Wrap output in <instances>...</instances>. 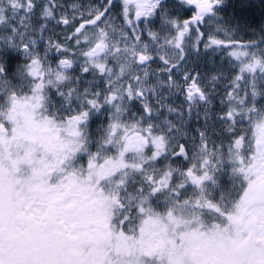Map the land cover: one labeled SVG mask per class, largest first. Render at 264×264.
<instances>
[{"label": "snow or ice", "instance_id": "6c2138e0", "mask_svg": "<svg viewBox=\"0 0 264 264\" xmlns=\"http://www.w3.org/2000/svg\"><path fill=\"white\" fill-rule=\"evenodd\" d=\"M225 6L0 0V264H264V23Z\"/></svg>", "mask_w": 264, "mask_h": 264}, {"label": "trees", "instance_id": "16d2710c", "mask_svg": "<svg viewBox=\"0 0 264 264\" xmlns=\"http://www.w3.org/2000/svg\"><path fill=\"white\" fill-rule=\"evenodd\" d=\"M234 0H226V8L230 6V3ZM245 0H243L244 2ZM237 8H232V12H228L225 9L222 11V17L225 21H228L232 25H238L240 31L238 32L237 38L248 40L253 38L251 35V29H246V26H252L258 28L264 23V0H258L257 2L249 1L247 4L241 6L237 1ZM216 56H220L219 52Z\"/></svg>", "mask_w": 264, "mask_h": 264}, {"label": "rangeland", "instance_id": "374dc122", "mask_svg": "<svg viewBox=\"0 0 264 264\" xmlns=\"http://www.w3.org/2000/svg\"><path fill=\"white\" fill-rule=\"evenodd\" d=\"M228 1V0H227ZM237 1H239V4H241V6H243L244 4H247V2L249 1H254V2H257L258 0H245L243 2V0H234L230 3V6L228 7L229 9L227 10L226 6H225V10L228 11V12H232L234 8H237ZM69 3L72 2V0H68ZM82 3H84L85 5H87L90 0H81ZM92 2H94V0H92ZM232 7V8H230ZM220 15L222 16V12L220 13ZM201 48L203 47L202 45L200 46ZM205 49H203V51L201 50L199 53H193L192 55H190L189 57V64L192 65V66H196V62L198 61L200 64V66L197 68L202 74H205L209 71H211L212 69L210 68H213V66L210 64L208 65L205 61H204V55L206 53V50L204 51ZM198 54V55H197ZM201 66H204V67H201ZM209 69V70H207ZM170 99V102L172 103L173 106H176L177 107V104H181V102L183 101V98L182 96L179 94V93H176L175 95L173 96H170L169 97ZM186 108H187V105H185ZM179 107V106H178ZM195 114V112H193L192 116Z\"/></svg>", "mask_w": 264, "mask_h": 264}, {"label": "flooded vegetation", "instance_id": "af4514ba", "mask_svg": "<svg viewBox=\"0 0 264 264\" xmlns=\"http://www.w3.org/2000/svg\"><path fill=\"white\" fill-rule=\"evenodd\" d=\"M203 51V47L201 48L200 47V51ZM205 51V50H204ZM218 53H215V54H213V52H211L210 50H206V53H205V55H204V61L208 64H210V66L212 65V66H214L213 65V63L212 62H215V67H219L220 66V64H221V56H216ZM198 55V54H197ZM220 55V54H219ZM200 63L197 61L196 62V65H197V67L196 68H198L200 65H199ZM208 64V65H209ZM201 67H204V66H201ZM210 69H212V68H210ZM207 70H209V69H207ZM183 98V97H182ZM170 100V99H169ZM178 106H180L179 104H177V107ZM185 107V109H186V106H184ZM201 122H202V120H201ZM197 126V123H196V119H195V114L193 115V116H191V118H190V120H189V123H188V129H189V131L192 129V128H195Z\"/></svg>", "mask_w": 264, "mask_h": 264}]
</instances>
